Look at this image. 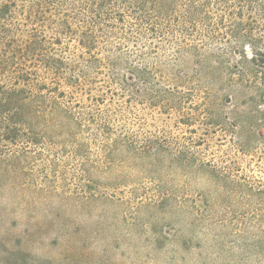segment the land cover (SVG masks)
<instances>
[{
	"label": "rangeland",
	"instance_id": "374dc122",
	"mask_svg": "<svg viewBox=\"0 0 264 264\" xmlns=\"http://www.w3.org/2000/svg\"><path fill=\"white\" fill-rule=\"evenodd\" d=\"M261 1L227 0L240 32L260 43L187 37L176 32L181 21L171 37L155 38L131 16L124 24L107 18L109 35L100 45L112 49L119 80L107 79V70L98 75L96 85L105 81L115 93L103 95L100 111L86 93L76 95L94 115L92 124L81 121L89 131L71 130L70 138L67 121L41 122L34 128L38 143L29 144L27 158L13 160L15 168L0 155V264H264V102L255 86L225 82V67L235 68L244 52L248 59L254 52L264 67ZM101 5L108 12L109 5ZM183 37L193 48H181ZM139 52L147 63L134 57ZM144 65L147 83L136 78L130 92L123 89L122 79L133 80L127 68ZM191 76L197 92L182 105L194 118L186 126L179 110L151 101L159 96L172 103L160 95L190 88L184 81ZM99 123L135 144L134 153L120 151L110 168L94 135Z\"/></svg>",
	"mask_w": 264,
	"mask_h": 264
},
{
	"label": "trees",
	"instance_id": "16d2710c",
	"mask_svg": "<svg viewBox=\"0 0 264 264\" xmlns=\"http://www.w3.org/2000/svg\"><path fill=\"white\" fill-rule=\"evenodd\" d=\"M1 1L0 155H7L12 159L8 164L11 168H15L13 160L28 157L31 153L29 144L31 147L38 143L34 128L41 122L47 125L55 122L64 126V122L67 121L70 126L68 132L70 138L73 137L71 130L89 131V126H82L81 121L92 124L95 118L94 115L83 111L76 98L79 92L86 93L87 101L97 111H100L99 106L103 104V95H115L105 81L98 84L99 86L96 85L97 77L102 70L111 73V77L107 78L110 81L119 80L116 75L117 64L110 56L112 49L100 45L109 35L103 30V27L108 28L107 18L124 24L125 16H131L134 21L139 22L138 25H144L147 32L155 38L171 37V34H174L171 31L177 26L175 23L181 21V28H177L181 30L176 32L179 34L181 31L180 34L184 33L187 37L197 34L196 36L207 35L212 41L225 38H233L236 41L243 38L249 42L260 43L251 34L240 32L243 26L235 19V13L230 9L231 2L228 3L227 0H172L168 3V0H115L114 3L118 2V6L113 12V0ZM19 1L22 2L20 6ZM28 1H33V4L27 5ZM104 2L109 5L108 12L100 11V6ZM258 4L264 11V0ZM68 5L72 7L63 8ZM71 23H78L76 29L72 28ZM93 27L96 30H93ZM61 36L66 39L65 45ZM112 36L119 40L127 39L114 33ZM180 40L181 48H193L192 43L186 42V37ZM191 40L193 42L196 39ZM71 42H76L75 47H70ZM153 49H160V46H153L152 51ZM98 50L107 54L100 58L96 52ZM245 55V52L243 56L238 55L239 60L236 61L235 68L225 67V82L227 86L233 82L242 87L255 86L257 92L262 94L261 101L264 102V67L257 64V60H253V55H256L254 52L250 59ZM134 57L142 63H147L145 55L141 52ZM68 59L73 63H67ZM218 59L223 62L220 55ZM248 63L252 64L250 69L247 68ZM150 68L154 69L151 65ZM148 69L146 65L143 69L130 66L127 70L133 80L122 79L120 85L130 92L135 86L136 78L143 84L147 83L146 80L150 76ZM194 74L198 77L200 71L194 68ZM195 76L185 77L184 82L190 88L181 91L176 87L160 95L161 98L170 97L172 103L165 102L164 99L158 100L159 96L151 102L161 101V108L165 110H179L181 113L179 122L191 126L194 118L182 112V105L195 99L197 92L193 84ZM61 87L68 89L69 92ZM93 91L97 94H92ZM231 98L228 96L229 100ZM201 101L207 106V95ZM72 109L78 110L76 114ZM94 135L100 137L103 142L101 151L104 153L103 164L106 168L114 164L115 156L120 151L129 155L135 151V144L128 137L116 133L106 124H97ZM112 135L115 136L114 139ZM151 145L149 141L144 149H149Z\"/></svg>",
	"mask_w": 264,
	"mask_h": 264
}]
</instances>
